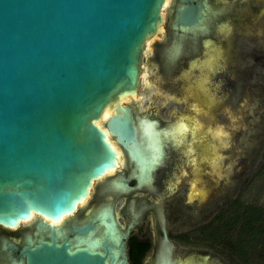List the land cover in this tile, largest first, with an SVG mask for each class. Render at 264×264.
I'll return each mask as SVG.
<instances>
[{"label":"water","instance_id":"water-1","mask_svg":"<svg viewBox=\"0 0 264 264\" xmlns=\"http://www.w3.org/2000/svg\"><path fill=\"white\" fill-rule=\"evenodd\" d=\"M163 1L0 0V226L16 227L33 214L51 221L72 214L89 186L115 168L114 150L94 124L105 108L102 128L126 161L100 184L97 194L114 198L92 226L72 227L60 244L52 236L32 247L28 241L19 254L1 239L11 264H128L126 235L145 215L153 249L143 264H170L160 201L203 157L228 155L236 123L222 103L159 122L119 101L136 92L142 46L162 20ZM178 2L174 28L209 21L207 0ZM120 196L125 201L113 212Z\"/></svg>","mask_w":264,"mask_h":264},{"label":"rangeland","instance_id":"rangeland-1","mask_svg":"<svg viewBox=\"0 0 264 264\" xmlns=\"http://www.w3.org/2000/svg\"><path fill=\"white\" fill-rule=\"evenodd\" d=\"M174 1L167 0L161 10L162 20L157 25L156 32L146 38L143 44L136 92L123 99L119 98L122 104L133 105L137 114H148L164 122L173 118L174 114H183L196 106L194 104L186 106V102L179 99L180 104H174L172 101L160 107V94L165 92L166 87L164 80H161L163 75L155 62L154 43L162 41L165 37L164 24L168 21ZM208 2L213 9L222 10L212 18L216 26L211 31V37L207 38L209 45L203 49L197 48V52L207 55V61L203 60L207 69L194 71L191 67L187 76H184L185 74L181 72L183 67H179L170 72L167 82L171 83L172 79L183 77L193 82L204 81L203 88L208 92L207 95L204 93L203 97L206 102L209 99L210 109L223 101L222 104L232 110L236 125L230 134L226 157L216 162L203 157L208 163H205L208 167L205 170L209 175H205L203 171L200 174L201 170L198 168L204 166L200 162L192 176L179 179V182L182 180L183 183H187L185 190L188 200L194 198L192 193L195 195V200H190L189 205L179 206V213L206 215L178 217V222L174 225L179 232L208 221L212 214L233 199L247 205L264 207V0H208ZM196 15L201 18L204 14L201 12ZM200 24L199 28L204 29V25ZM175 53L176 49L170 44L169 50L164 51L161 56L171 59ZM203 62H199L198 66ZM223 74L232 80L231 85L226 88L221 86ZM195 99L200 102L202 98L196 94ZM100 119L96 122L102 128L104 120ZM122 163L119 155L117 166L112 173L120 170ZM180 200L179 194L178 202ZM83 203L78 205L82 210ZM118 207L119 202L113 207V212H117ZM85 210L81 214L85 213ZM174 245L169 252L170 264H227L212 250L178 240ZM150 255L151 250L146 256Z\"/></svg>","mask_w":264,"mask_h":264},{"label":"flooded vegetation","instance_id":"flooded-vegetation-1","mask_svg":"<svg viewBox=\"0 0 264 264\" xmlns=\"http://www.w3.org/2000/svg\"><path fill=\"white\" fill-rule=\"evenodd\" d=\"M178 4H179L178 0H175L173 4V8L170 11V15L168 17V21H166L164 24V29H163L165 33L164 39L162 41H156V43H154L155 44L154 53L156 56L155 62L158 65L157 67L159 68V71H161V74L163 75V77L162 75L160 77H162L161 80H164V85L166 87L165 92H162L160 94V98H159V100H161L160 107H162L163 105H167L168 102L171 103L172 101L174 102V104H180L181 101H178L179 99L184 100L186 102V106L187 104H190L191 106L192 104L196 106L197 105L200 106L198 100L195 99L196 94L203 93L204 95V93L206 94L208 92L203 88L204 81L199 80L197 82H193L183 77L182 79L174 78L172 79L171 83H168L167 76L170 75L171 71L179 67L180 68L183 67V70L181 72L182 74H185L184 76H187L188 71L191 69V67H193L192 70L194 71H201V70H204L202 68H206V65L203 62V60L207 61V58H206L207 55H203L202 52H197V48L203 49L204 47L209 45L208 39L209 37H211L210 34H211L212 29L216 26L215 24H213L212 18L214 17L215 14L219 13L222 10V8L215 10L212 8V6H209L211 9L207 10L206 16H208V18L210 19L209 21L206 20L205 22L203 23L201 22L202 24H200V25H204L205 29H200L199 26L197 25L196 27L192 29L181 31L178 28H174L173 23H172L173 13ZM207 4L209 5L208 0H207ZM170 44L176 49V53L173 55L171 59L164 58L161 55L164 53V51L169 50ZM196 56L198 58H195ZM213 61H215V59ZM199 62L200 63L203 62V64L198 66ZM197 66L199 67L198 70L196 68ZM221 78L223 79L221 86L226 88V86L231 85L232 80L230 77H227V75L223 74ZM162 99L164 101H162ZM202 99H204V97ZM221 103H223V101L219 102V104ZM219 104L217 103L213 106L216 107ZM186 108L188 110V107ZM203 109L206 111L210 110V101L208 102L207 106L203 107ZM138 116H149V115L148 114H144V115L138 114ZM154 119H156L159 122H164V121L159 120L158 118H154ZM171 120L172 118L166 122H171ZM119 155L122 158V154L120 153V150H119ZM122 160H123V163H122V167H120V170H116L114 173H112V175L111 173H107L106 177L95 180L92 183V186L87 195L86 201H84L83 203L84 204L83 210L86 209L85 213L81 214V212L83 211L81 209L82 207L78 206L72 214L63 216L61 221L58 223V225H51L49 219L42 217L40 215L33 214L31 215L29 220H27L26 222L20 223L18 226H16L15 229L10 230L9 228L0 226V240L4 239L8 241L9 243L15 245L17 249V254H19V252L22 251L23 248L28 245V241L30 242V245H31L30 247H32L40 239L49 242L52 236V238L55 239L56 243L60 244L66 240L67 236H71L72 233H75L72 227L81 228L82 226H85L87 224L92 226L91 221L94 220V217H97V214L99 211L107 210L114 198L113 192L107 191V192L97 194L98 188L100 184L106 178L114 177V174L120 173L126 167L125 159L122 158ZM201 162L204 164V166L201 168L200 167L198 168V170H201L200 174L203 171L205 172V175H209L207 170H205V169H208L206 165L208 163L205 162V158H203ZM189 176H190L189 174H186L182 176L181 178L186 179ZM134 183H135L134 178L130 179L127 182L129 187L132 186ZM186 185L187 183H183L181 180V182H178L174 191H172L162 201H160L161 212H162V217H163V227L165 231V239L170 242L169 252L175 247L174 243L177 244V237L179 235L186 234L190 230H193L194 228L207 222L206 221L202 224L196 225L186 231L179 232L178 230H176V226L174 225V223L178 222V219H177L178 217H206V215H201L198 213L193 214V215L179 213L180 205L187 206L189 205L188 202L190 200H193V201L195 200L194 193H192V197L194 198L188 200V196L186 195L187 190H185ZM179 194L181 195V200L178 202ZM201 194H202V191H201ZM124 201H125V198L123 196L118 197L113 207L115 206L116 203L119 202V207H118V210H119V208L122 207ZM82 215L84 216L82 217ZM215 216H216V213L212 214L210 217H215ZM40 220L43 221V225L44 224L45 225L41 228H35L34 226L35 223H37ZM93 222H96V221L94 220ZM116 222L118 226L120 227L123 226V220L120 217H116ZM149 228H150L149 217L145 215L140 227L138 229L133 228L132 231L128 235H126L125 256H126V261L128 262V264L131 263L130 258H129V249H130L131 243L136 242V241L137 242H148L149 249L146 252V254L149 252V250H151L152 252L153 235H152V230H150ZM55 231H56V234L59 236L56 237ZM207 253L205 254L208 255ZM145 256L143 257L141 264H143V260ZM11 263L12 262L10 259L2 258V254L0 252V264H11Z\"/></svg>","mask_w":264,"mask_h":264},{"label":"trees","instance_id":"trees-1","mask_svg":"<svg viewBox=\"0 0 264 264\" xmlns=\"http://www.w3.org/2000/svg\"><path fill=\"white\" fill-rule=\"evenodd\" d=\"M177 240L212 250L227 264H264V207L233 199ZM148 249V242L131 243L130 264H141Z\"/></svg>","mask_w":264,"mask_h":264},{"label":"bare ground","instance_id":"bare-ground-1","mask_svg":"<svg viewBox=\"0 0 264 264\" xmlns=\"http://www.w3.org/2000/svg\"><path fill=\"white\" fill-rule=\"evenodd\" d=\"M166 2H167V0H164L163 3H162L161 9H160V16H162V14H161V10H162V8L165 6ZM161 18H162V17H161ZM202 23H203V22H202ZM204 29H205V28H204ZM182 37H183V36H182ZM145 42H146V39H145V41H144V44H145ZM142 47H143V46H142ZM189 89H190V88H189ZM187 90H188V89H187ZM130 94H131V93H130ZM130 94H123V95L120 96L119 98H120V99H123V98H125L126 96H128V95H130ZM197 94H199V93H197ZM199 96H202V98H203V93L199 94ZM199 103H202L203 105H201V106L204 107V106H207V104H208V100H207V102H206L204 99H202V101L200 100ZM109 113H110V111L108 110V108H105V109L101 112L99 119L101 118V119L104 120V119L109 115ZM99 119H98V120H99ZM101 119H100V121H101ZM94 124H95V125H96V126H97V127L103 132L106 143H108V145L114 150V159H115V161H116V166H117V162H118V160H119L118 149L114 146V144L112 143V141L108 138V136H107L105 130L102 129L101 126H100L96 121L94 122ZM116 166H115V168H116ZM113 169H114V168H113ZM113 169H109V170L104 171V172L101 174V177L107 175V173H112V172H113ZM89 188H90V186H89ZM89 188H88V190L86 191V194L84 195V197L81 198L80 201H78V202L75 204L74 207H77L78 205L82 204V203L86 200L87 195H88V192H89ZM29 217H31V216H29ZM62 217H63V216H61V217H60L58 220H56V221H51V220H50V224H51V225H58V223L61 221ZM54 227H55V226H54ZM12 228H13V227H12ZM177 263H178V262H177ZM184 264H185V263H184ZM195 264H197V263H195Z\"/></svg>","mask_w":264,"mask_h":264}]
</instances>
